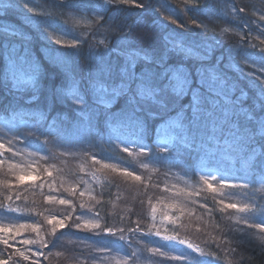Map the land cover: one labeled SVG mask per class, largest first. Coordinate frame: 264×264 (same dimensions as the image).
<instances>
[{"label":"trees","instance_id":"16d2710c","mask_svg":"<svg viewBox=\"0 0 264 264\" xmlns=\"http://www.w3.org/2000/svg\"><path fill=\"white\" fill-rule=\"evenodd\" d=\"M263 7L264 0H0V127L12 128L14 134L13 143L7 137L13 151L4 149V159L37 146L23 138H29L34 122L40 125L35 142L47 138L66 148L53 159L50 151L45 160L84 151V157L90 154L127 169L140 160L156 170V180L237 183V190L254 203L250 214L264 224ZM73 13L87 26L73 24ZM37 155L35 151V160L42 156ZM101 174L116 184L117 174ZM103 186L105 194L94 210L101 221L110 217L120 222L119 213L107 208L114 185ZM78 189L72 196L70 188L49 190L70 198L72 210H88L75 197ZM203 200L212 201L209 195ZM4 203L0 222L39 219L24 208L7 211ZM207 209L219 223L215 207ZM146 228L114 229L127 232L121 241L112 240L115 232L110 230L103 241L131 250L129 256L140 258V264L264 261V250L235 262L209 248L203 251L206 256L199 248V255L190 246L165 242L158 232L149 235ZM61 232L82 236L84 242L101 239L95 232L88 239L90 230L69 225ZM37 237L25 243L24 237L0 234V264H45L49 245H35V252L30 244ZM169 248L162 251L164 261L152 254ZM20 250L32 253L23 256ZM78 252L83 258L93 253Z\"/></svg>","mask_w":264,"mask_h":264},{"label":"rangeland","instance_id":"374dc122","mask_svg":"<svg viewBox=\"0 0 264 264\" xmlns=\"http://www.w3.org/2000/svg\"><path fill=\"white\" fill-rule=\"evenodd\" d=\"M70 20L77 26H87L84 19L76 13L70 14ZM253 25L258 32L257 24ZM32 123L34 122L28 127L31 135L29 138L23 135V138L32 140L30 145L37 146L29 148L24 156L22 155L23 157L11 156L13 160H5V152H3L4 149L13 151L9 148V142L7 143V137L13 143L14 134L11 133L13 129L0 127L2 133L0 134V202H5L7 211L21 212L23 208L35 211L39 219L34 223L0 222V234L24 237L25 243H28V238L38 236L40 240L30 245L35 252H38L35 250V245L40 247L39 244L49 245L45 254V264H57L58 261L62 264H140V258L133 260L132 256H129L131 250L125 252L123 248H117L118 245H111L103 240L107 238V234H111L110 230L115 232L112 240L121 241L125 233L131 232L132 229H135L133 232H142L146 227L148 233L150 232L149 235L158 232L165 242L176 246H190L199 255L201 250V255H205L206 248L217 250L218 253L223 251L224 253H221L226 255V260L231 262L249 260L255 250L263 252L264 224H261L263 219L250 214L254 203L237 190L239 186L237 183L215 182L210 178H204L197 185L183 179L177 181L179 178L159 177L156 180L152 177V172L156 170L146 163L141 164L138 159V166L127 169L124 166L96 160L94 156L90 158L88 157L90 154L84 157L82 155L84 151L76 155L67 154L65 158L58 157V161H48L45 160L46 156H52L53 159L59 151L63 152L66 149L65 145L57 140L47 141V138L35 142L34 140H38L40 125ZM35 151L38 153L37 157L42 155L40 159L36 157V160L41 161L40 165H34ZM137 155L141 157L143 154L140 152ZM77 156L79 157L76 158ZM220 160L222 164L234 169L229 161L222 158ZM59 161L66 174L61 172ZM102 172L117 174L116 184L108 179L104 181ZM107 183L112 187L114 185V191L111 193L112 202L107 208L109 211L119 213L118 218L122 217L120 222L110 217L106 218V221H101L100 214H97L98 209L94 210L99 204L98 200L105 194L103 185ZM56 186L70 188L68 195L71 196L77 191L74 188L78 187V194L75 197L80 198V203L87 205L88 210L84 208L72 210L73 207L68 206L72 202L70 198H63L61 195L57 197L50 192L49 189ZM232 189L234 191H231ZM207 195L211 196L212 201L206 204L203 197ZM52 207L60 213L51 211ZM214 207L221 216L219 223L212 217V213L207 211V208ZM68 225L75 228L80 225L79 228L90 230L92 233L86 235L90 237L88 239L94 238L93 232L101 239L95 238L84 242L82 236L63 234L61 229ZM102 228H108V231H103ZM117 228H131V230L127 232L114 230ZM127 244L133 246L132 243ZM91 249L93 253L89 255ZM170 249L155 250L152 254H157L156 260L164 261L162 251ZM79 250L87 253L88 259L81 257ZM100 251H102L101 256L98 257ZM19 252L23 256L32 253L30 250ZM164 252L168 253V251Z\"/></svg>","mask_w":264,"mask_h":264},{"label":"clouds","instance_id":"9594fccd","mask_svg":"<svg viewBox=\"0 0 264 264\" xmlns=\"http://www.w3.org/2000/svg\"><path fill=\"white\" fill-rule=\"evenodd\" d=\"M100 19H101L100 17H97V18H96L97 23H99Z\"/></svg>","mask_w":264,"mask_h":264},{"label":"snow or ice","instance_id":"6c2138e0","mask_svg":"<svg viewBox=\"0 0 264 264\" xmlns=\"http://www.w3.org/2000/svg\"><path fill=\"white\" fill-rule=\"evenodd\" d=\"M61 203H65V201H61ZM229 206V205H228ZM21 227H23V225H21ZM77 227H80V225H77Z\"/></svg>","mask_w":264,"mask_h":264}]
</instances>
